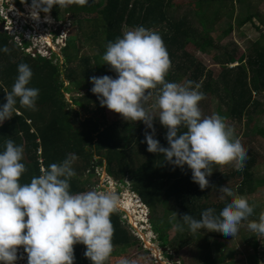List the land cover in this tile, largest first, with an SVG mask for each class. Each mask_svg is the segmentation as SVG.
Returning <instances> with one entry per match:
<instances>
[{"label":"trees","instance_id":"trees-1","mask_svg":"<svg viewBox=\"0 0 264 264\" xmlns=\"http://www.w3.org/2000/svg\"><path fill=\"white\" fill-rule=\"evenodd\" d=\"M169 1L98 0L93 3V0H88L84 5L73 2L63 9L53 6L49 12L57 20L60 18V21L69 20L71 26L76 27L77 32L83 31L81 30L83 21L88 22V26L85 23V28L89 29L91 33L84 36L92 40L93 45L97 48V52L91 56L97 74H103L105 69V63L101 56L105 51L106 42L114 40L126 29L137 25L153 29L160 34L170 60V67L165 79L175 81L176 77L181 76V78L198 83L199 90L204 94L199 101L202 115L206 113L208 102L213 97L228 108L230 118L239 123L242 118L252 119L260 106V103L254 99V95L264 90V47L254 44L244 53L235 54L238 50L235 44H232L234 45L232 48L217 44L218 40L231 33L233 29L241 27L250 19L249 16L239 15L236 16L234 27L230 23L223 27L228 9L234 4L240 6L245 4V0H198L199 9L201 7L203 9V16L200 17L206 20L210 27L209 32L215 33L217 30H221L218 36L215 34L214 36H202L204 34L197 29L194 16H190V11L189 16L185 13L176 15L173 10L169 9ZM61 14L67 15L66 18ZM84 14L92 16H83ZM250 17L257 18L258 16L255 14ZM258 21L261 26H264L263 17ZM197 37L203 39L198 45V49L206 53L214 52L213 58L221 67L213 84L210 83L211 73L205 75L206 79L203 80L205 68L184 50L185 43L190 40L194 41L193 39ZM70 43L76 54L78 48L80 50L82 47L80 43L74 45L73 40H67L63 49L66 61L72 60V56L68 53ZM14 45L12 36L6 32H0V46L8 48L6 53L0 52V104L5 102L4 91H10L17 75L18 63L24 62L29 65L32 71L29 86L39 89L33 109L21 107L17 102L14 110L10 113L11 117L0 123V148L3 146V141L8 138H12L17 144H23V163L26 171L19 178L21 183L28 182L31 176L39 174L38 154L44 167H47L49 163L59 162L67 154L73 153L77 157L74 163L82 160L83 164L78 169L84 171L94 169L95 163L92 162L94 156L97 157V165L104 162L109 175L125 186L128 185L132 192L137 193L150 212L153 211L156 201L160 204L166 201L161 199V196L165 199L172 196L176 207L185 209L184 214L196 218L199 217L201 210L208 207L218 211L224 201L219 199L209 202L208 192L210 194V189L216 182L224 181L223 178L227 180L233 177L238 178L237 186L235 188L230 186L235 194L243 196L249 192L251 187L250 170L256 165L257 156L248 144L242 142L247 148L248 156L244 162L243 170L238 171L235 168L231 170L232 165L224 164V167L225 165L227 167L230 165V167H225L224 171H218L217 174L208 176L209 184L204 189H200L198 184L190 179L191 170L187 165L174 167L163 160L162 154L146 150L144 133L152 130L146 128L141 121L123 119L122 121L106 122L105 116L101 112L104 106L99 104L95 94L85 100H82V96L71 99V104L79 107L83 112L88 111L87 117L78 118L80 112L74 108V110L67 109L66 103L62 102L64 101V92H68L66 90L68 87L63 86L59 79L58 68L44 57L37 56L31 59L28 56H22L18 58L17 54L20 49ZM82 60L83 66H90L88 57ZM231 62H236L237 65L228 66ZM68 71L67 78L69 80L75 78V69L72 67ZM87 94L89 93L87 92ZM73 100H76L74 101L76 104L73 103ZM91 101L100 112L97 116H92L89 112V102ZM25 111L34 112L28 114ZM158 128L157 124L155 130ZM258 132L259 136L264 138V129L258 130ZM164 137L165 134L162 135L154 131V138L161 146L167 147ZM74 170L77 172L76 168ZM223 173L226 174L225 177H222ZM163 176H166V180L162 179ZM170 178H175V180L170 185H166ZM126 180H129L130 183ZM87 184L88 182L85 180L74 178L72 184L69 182V186L72 185L69 190L71 192L86 191L85 185ZM227 198L225 197V199ZM177 215V221L184 229L187 225L179 219L182 216L181 212H177ZM110 220L113 228L111 236L113 246L126 248L136 242L120 223L116 213L110 216ZM152 221L154 219H151L150 223L151 230L156 234V243L163 249L167 244L171 245L175 254H178L181 245H188L189 242L198 240L196 236L199 237V235L195 233L201 232L203 235L206 232L212 239L224 241H230L234 237L225 235L219 230L199 229L192 232L187 227L181 233L185 237H182L181 243L178 244L167 239L166 230L172 221L160 219L153 224ZM82 246L84 245H73V264H90L88 258L79 255ZM20 247L22 248V246ZM200 248V251L204 249ZM223 255L225 254L218 252L211 258L208 254L207 260H204L202 264H219L226 260L230 254ZM195 257L193 256V258Z\"/></svg>","mask_w":264,"mask_h":264},{"label":"clouds","instance_id":"clouds-1","mask_svg":"<svg viewBox=\"0 0 264 264\" xmlns=\"http://www.w3.org/2000/svg\"><path fill=\"white\" fill-rule=\"evenodd\" d=\"M73 2L84 5L88 0H31L30 15L36 18L39 12L47 14L53 6L64 8ZM16 22L22 28L20 34L30 29L22 19ZM10 36L14 41V36ZM7 51L6 46H0V52ZM101 59L116 76H90V91L101 106L125 120H139L152 130L144 133L148 152L162 154L163 160L174 167L187 165L190 179L200 189L209 184L207 177L214 165L231 163L236 170H243L247 148L234 127L226 123L225 116L217 112L201 114L199 101L204 94L200 85L189 79H165L170 60L158 32L143 25L126 29L106 42ZM31 76L27 63L17 64V75L10 91H4L5 102L0 104V123L11 117L17 102L27 109L35 107L39 89L29 86ZM154 117L166 129L167 147L154 138ZM76 159L75 154H67L59 162L41 166L38 175L21 183L19 178L26 171L23 144L12 138L3 141L0 264H14L17 246H22L26 253V264H73L74 244L85 246L83 255L90 264H105L108 260L113 250L110 216L116 211L122 214L119 209L123 201L109 188L71 192L69 179L76 174L72 167ZM217 193V198L224 201L218 211L208 207L200 211L198 218L183 214L179 219L192 232L219 230L233 237L242 221L253 213V205L226 183L217 188ZM174 227L183 230L179 223ZM246 227L255 237L264 238V211L257 219L248 220ZM117 264L137 262L121 256Z\"/></svg>","mask_w":264,"mask_h":264},{"label":"rangeland","instance_id":"rangeland-1","mask_svg":"<svg viewBox=\"0 0 264 264\" xmlns=\"http://www.w3.org/2000/svg\"><path fill=\"white\" fill-rule=\"evenodd\" d=\"M97 1L98 0H93V3H96ZM172 1V8H175L176 10L180 9V11L185 9L192 13L191 16H194L197 29L202 34H204L202 36H214V34L218 36L221 33L220 29L215 33L213 31L209 32V25L204 18L200 17L203 16V9L202 7L199 9L198 0ZM13 2L16 5L14 6L19 11L17 18L22 17L21 19H24L27 23H31V26H35L38 32H47L46 35H48L49 41H51V48H49L50 52L47 54L35 52L34 49L37 48L36 46L31 47V49L25 47L21 50H18V58L22 56H28L29 58L34 59L38 54L49 58L50 53L52 52L50 61L58 68L60 73L59 79L63 83V86L68 87L66 89L68 92H64V101H62L63 104L64 102L66 103L65 106L67 109H76L79 111L80 114L78 115V118L87 117L88 111L83 112L79 107L71 104V99L82 96V100H85L93 95V93L90 91L92 86L89 81L90 76L99 77L102 75H109L113 78L116 76V73L112 71L110 66L106 63L103 74H97L94 60L91 58V56L97 52V48L95 45H93L92 40L86 38V36L91 33L89 29L85 28V23L88 26V22L83 21L81 28L83 31L77 32L76 27H72L69 20L60 21V17V20L54 19L50 12L47 14L39 12L38 17L33 18L30 15L29 8L31 0H23V2L22 0H14ZM0 9L2 11L4 10L5 13H7V11H13L12 8L6 9L5 5L0 6ZM227 12L228 15H226L227 17H224L226 21L223 27H226L228 23L234 27V25H236V16L239 15L247 17L249 16L250 19L241 27L233 29L231 33L218 40V45L232 48L234 46L232 44H235L238 47V50H236L235 54L238 52L244 53L247 48L252 47L254 44H260L264 47V28L259 25L260 21H258V17H250L255 16V14H258L261 18L264 17V0H245V4H242L241 6L239 4H234L233 7L229 8ZM0 15L2 16V12ZM61 15H63L65 18L67 16L65 14ZM83 16L92 15L84 14ZM4 28L5 26L0 19V32H4ZM10 29L12 30L11 26ZM11 30L8 29L7 31L10 35H12ZM63 32H65L67 36L65 39L66 42L67 40H73L74 45L77 43L82 45L80 50L78 48L76 54L70 43L68 50L69 55L72 56V60L70 59V61H66L63 56V49L64 45L66 44L65 41L61 44H56L57 39L60 40V37L63 36ZM42 34L43 33H37L33 35L41 36ZM85 34L86 36H84ZM33 38L34 42H37V39L35 37ZM193 40L194 41L190 40L185 43L184 50L188 54L190 53L205 68L203 80L206 79L205 75L211 73L210 83L213 84L214 79H216L221 69L220 65L213 58L215 53H206L205 51L198 49V45L200 44L201 40H203L201 37H197ZM14 43V46L19 47L20 49V46H18L16 43V39H14ZM60 45H63V49L57 48ZM86 57L89 58L90 66H83L82 59ZM235 65H237L236 62H231L228 66L231 67ZM68 67H73L75 69L74 73L76 76L72 80L67 78V75L69 74ZM175 79V82H181L185 80L184 78H181V76L176 77ZM87 92L89 94H87ZM254 99L260 103L259 108L252 116V119H249V117L242 118L240 123L230 118L228 108L213 97L209 100L208 109L204 114L206 115L211 114L212 112H217L225 116L226 123L231 124L234 127L235 133L239 136L241 142L248 144L249 147H252L253 152L257 156L256 165L250 170V190L245 195H243L247 198L248 202L253 205V213L247 218V220L242 221L237 233L230 241L212 239L208 233L205 232L202 235L200 232L195 233L196 235H199V237L196 236L198 240L195 239L194 242L191 241L188 245H181L178 254L174 253L171 245L167 244L163 249L156 243V234L153 230H151L150 227L151 219H154L152 224L153 222L157 223L160 219L172 221L170 227L166 230L167 239L173 240L172 242L179 244L181 243V238L185 237V235H181V233L184 232L187 227L181 231L179 228L174 227V225L178 223L177 212H181V215H183L186 211L185 209L178 206L176 207L173 204V201L169 200L166 206L164 204L155 203L153 206V211L150 212V209L141 200V203L145 205L144 207L142 206V210L141 206L137 203V199L133 196L134 192L130 190L128 185L125 186L124 184H121V182H118L116 179L111 177L107 171H104V175L101 174L103 165H97L96 156H94L92 159V162L95 163L93 166L94 169H87L85 171L83 169H78L80 165L83 164L82 160L73 163L72 167L75 166L73 168H76L77 172H75V176L69 179L70 184H72L74 178L86 180L88 182L87 185H89L86 189L87 191L93 190L94 186H98L99 182L103 183V188H109L119 194L121 200L123 201L122 207L128 210V218L123 225L127 227L128 223L130 224V226L128 225L129 228L127 227L128 233L130 237L135 239L136 242L126 248L113 246L112 253L110 254L108 260H106L105 264H117V260L121 256H126L130 259H133L137 262V264H202L204 260H207L208 254L212 258L214 255H217L218 252L225 254L223 256L230 254L226 260L220 262L219 264H264V238L259 239L255 237V234L246 227L248 220L257 219L259 213L264 211V138H261L258 132V130L264 129V90L260 93H255ZM74 101L76 100H73V103ZM25 112L31 114L34 111ZM89 112L92 116H97V114L100 113L92 101L89 102ZM101 112L104 114L106 122L122 121L124 119L119 113L107 109L106 106L102 108ZM152 123L154 130L157 128V124L159 125V128L155 130L156 133L159 132L161 134H165L166 129L159 123L158 118L154 117ZM229 164L232 165L231 163ZM230 165L228 166L230 167ZM225 167L229 168L226 165ZM225 167L224 165H214L209 176L217 174L218 171H224ZM231 170H234V167H231ZM225 176L226 174L223 173L222 177ZM223 179L224 181L215 183V185L210 189V194L208 192L209 202H215L219 200L217 198V188L220 185L227 183L229 187L231 186L235 188L238 184V178L233 177L229 180L226 178ZM126 181L130 183L129 180ZM110 182H114V186H112ZM108 183H110V185H108ZM71 187L72 185L69 186V189ZM103 188H101V190ZM17 248L19 253L17 252L18 258L14 264H26V253L23 252L20 246H17ZM199 248L204 249L200 251ZM81 252L83 253L84 249ZM193 256L196 257L193 258Z\"/></svg>","mask_w":264,"mask_h":264},{"label":"built area","instance_id":"built-area-1","mask_svg":"<svg viewBox=\"0 0 264 264\" xmlns=\"http://www.w3.org/2000/svg\"><path fill=\"white\" fill-rule=\"evenodd\" d=\"M13 1L14 0H0V6L5 5L6 9L7 8H12L13 9V11H7V13H5L4 10L2 11L0 9V14L2 12V16L0 15V17L2 18V23L5 26V28H4L5 32L8 33L7 31H8V29L11 30L10 29V26H11L12 35L14 36V39H16V43L18 44V46H20V49H23L25 47L31 49V47L36 46L37 48H35L34 50L37 53L47 54L48 52H50L49 48H51L50 47L51 41H49L48 35H46L47 32H43V31L38 32V30L36 29L35 26H31V23H27L24 19H22V22L24 24H28L30 29L29 30H24L23 34H20V31H22V28H21V26L19 24H17L16 19H20L21 20V18L20 17L17 18V15L19 14V11L15 7L16 5L14 4ZM37 33H43V34L41 36L33 35V34H37ZM33 37H35L37 39V42H34V38ZM66 37H67L66 33L63 32V36L60 37V40L57 39L56 44L63 43L65 41ZM65 43H66V41H65ZM64 47H65V45H64ZM57 48L63 49V45H60ZM51 53H50V57L49 58H46V57L41 56L39 54L36 55L35 57L40 56V57H44V58L50 60L51 56H52ZM110 183H111L112 186H114L113 185L114 182H110ZM110 183H108V185H110ZM103 187H104V184L99 182L98 186H95L94 188L97 189V190H100ZM133 196L137 199V203L141 206V208H142V206L144 207V204H142L140 202L139 198L136 196L135 193H133ZM119 210L122 212L121 216H122L123 220L126 221L127 218H128L127 217V215H128L127 210H122L121 208ZM142 210H143V208H142ZM128 225L130 226L129 223H128Z\"/></svg>","mask_w":264,"mask_h":264},{"label":"crops","instance_id":"crops-1","mask_svg":"<svg viewBox=\"0 0 264 264\" xmlns=\"http://www.w3.org/2000/svg\"><path fill=\"white\" fill-rule=\"evenodd\" d=\"M173 1L172 0H170L169 1V9L170 10H173L174 12H175V14L176 15H178L179 13H185L187 16H189V11H187V10H185V9H183V11H180V9H175V8H172V3ZM192 15V13L190 12V16ZM257 16H258V18L259 19H261V17H259V15L258 14H256ZM264 18V17H263ZM260 25V24H259ZM261 26V25H260ZM262 28H264V26H261ZM162 135H164V134H162ZM39 153V152H38ZM37 153V154H38ZM38 163H39V169L41 168V166H43L44 167V165L42 164V159H41V157H39V154H38ZM103 169H102V173L101 174H103L104 175V171H106V166H105V163L103 162ZM107 177H108V174H107ZM163 180H166V176H163V178H162ZM175 180V178L173 179V178H170L169 180H168V182L166 183V185H170L171 183H173V181ZM86 181V180H85ZM87 182V181H86ZM88 186L89 185H87V186H85V189H87L88 188ZM95 187V186H94ZM165 188V185L163 186V189ZM93 190H95V188H93ZM135 193V192H134ZM136 195H137V197L139 198V200L141 201V198L138 196V194L137 193H135ZM161 199H163V200H166V201H163V204L166 206L167 204H168V202H169V200L170 201H173V204L175 205V203H174V198L171 196H169V198H167V199H165L163 196H161ZM144 203V202H143ZM155 203H160V202H155ZM145 204V203H144ZM146 205V204H145ZM144 205V206H145ZM117 215H118V218H119V221H120V223L123 225L124 224V220H123V218H122V216H121V213L119 212V211H116L115 212ZM124 226V225H123ZM152 226V225H151ZM150 226V227H151ZM125 227V226H124ZM127 227L129 228V226L127 225ZM127 227H125V229L128 231V228ZM114 246H116V245H114ZM85 248V246H82L81 247V249L79 250V255L80 256H84L83 255V253L81 252L83 249Z\"/></svg>","mask_w":264,"mask_h":264},{"label":"bare ground","instance_id":"bare-ground-1","mask_svg":"<svg viewBox=\"0 0 264 264\" xmlns=\"http://www.w3.org/2000/svg\"><path fill=\"white\" fill-rule=\"evenodd\" d=\"M22 18V17H21Z\"/></svg>","mask_w":264,"mask_h":264}]
</instances>
